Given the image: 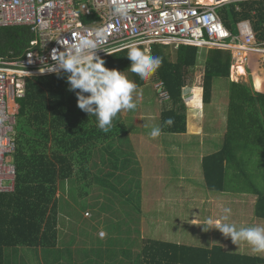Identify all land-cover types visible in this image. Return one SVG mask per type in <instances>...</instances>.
<instances>
[{"label": "trees", "instance_id": "obj_1", "mask_svg": "<svg viewBox=\"0 0 264 264\" xmlns=\"http://www.w3.org/2000/svg\"><path fill=\"white\" fill-rule=\"evenodd\" d=\"M216 13L233 35L238 34V23L249 21L256 43L264 49V0L222 3ZM33 39L34 34L27 27L0 28V57L8 56L9 52L16 57L23 55ZM169 48L152 45L150 51L151 55L162 58L155 80L162 83L168 96L162 102L169 103L160 113L161 133L187 132L184 89L191 88L196 94L193 106L197 107L200 90L203 103L210 104L214 81H228L226 133L219 151L202 160L205 187L212 193L229 195L232 184L250 185L248 193L257 199L255 216L264 221V89L230 80L231 68L233 76L245 73L243 67H232L230 51L208 50L203 64L198 65V48L179 46L174 60ZM259 58L264 67V56ZM102 59L104 67L122 72L138 87L146 84L130 71L126 49ZM67 75L61 72L59 76L28 79L24 97L17 99L16 150L12 157L16 167L15 190L0 193V264H12L16 254L24 251L22 248L34 249L43 264H60L59 261L62 264H264L263 257L230 252L220 245L204 248L130 238L133 232L139 234L130 221L133 213L139 215L141 169L133 154L120 150L122 144L127 150L132 147L128 130L118 113L114 127L107 133L101 131L97 118L77 106L75 93L69 91ZM168 118L174 121L171 126L164 124ZM103 167L109 171L103 172ZM80 181L84 183L78 186ZM65 182L70 183L80 201L88 200L87 190H92L95 184L123 202L120 212L114 210L113 201L105 196L106 202H99V195L92 203L97 213L88 225H93L92 229L101 226L107 231L104 242L111 250L95 247L92 241L99 237L93 240L88 229L79 231L83 248L71 250L77 243L75 234L66 243L60 241L61 200L57 194ZM104 213L112 218L101 219ZM136 247L137 251H133Z\"/></svg>", "mask_w": 264, "mask_h": 264}, {"label": "rangeland", "instance_id": "obj_2", "mask_svg": "<svg viewBox=\"0 0 264 264\" xmlns=\"http://www.w3.org/2000/svg\"><path fill=\"white\" fill-rule=\"evenodd\" d=\"M228 2L229 0L221 3ZM169 47V54L174 60L176 47ZM147 51H151V48L147 47ZM198 52L197 64L201 65L208 50L199 49ZM261 55L264 56V54ZM235 63L242 64L245 73L243 76H233L231 68V81L249 83L254 87L262 86L260 84L264 81L258 80L257 85L256 80L253 81L256 77L250 70V61L242 60L241 64L239 61ZM259 63L262 65V60ZM145 82L144 86L138 87L139 90H142L143 97L137 109L119 113L128 130L127 137L132 144L128 150L126 145L122 144L120 150L130 156L133 154L134 160L138 162L141 169L138 176L141 182L139 215L135 216L133 213L132 221H130V225L136 227L139 234L133 232L130 238L158 239L204 248L220 245L230 252L264 258V253H254L246 243L233 244L231 239L226 238L218 229L210 228L205 231L207 225H205V230L202 226L208 218H212L216 222H223L221 217L224 215L223 208L225 207L232 210L227 222L235 223L237 227L264 226V221L255 216L257 199L248 193L250 185L232 184L230 187L232 189L228 192L229 195L212 193L205 187L201 168L202 160L205 156L219 151L226 133L228 81L222 79L214 81L210 104H204L202 93H199L200 102L197 107L193 106L196 94L192 92L191 88L184 89L182 97L187 107V132L176 135L161 133L155 139L150 138L149 133L153 127L160 126V113L169 103L162 102L163 94L160 82L155 80V74ZM190 121H192V126H190ZM198 121L197 127L193 123ZM9 157H13V154ZM106 171H109V168L103 167V172ZM83 183L80 181L77 185ZM87 192L89 197L87 201H80L79 197L78 200L69 182H65L58 192L57 196L59 195L61 200L58 222L60 241L66 243L75 234L77 243L72 246L71 250L83 248V239L79 236V231L88 229V232L93 235V240L99 237L92 241L94 246L104 250L110 247L104 242V238L108 234L107 231L101 226L92 229L93 225H88L93 214L97 213L92 203L100 195L99 202H106L108 198L113 201L114 210L120 212L123 202H118L111 193L100 190L95 184L93 189H88ZM81 198L83 197L81 196ZM103 217L108 219L112 218V215L104 213L101 215V219ZM93 230L96 231L93 232ZM85 240L89 242V240ZM22 249L24 251L16 254L17 257L12 264H43L42 261H38L34 249ZM132 250L137 251V247ZM41 259L42 255H40ZM59 263L64 262L59 261Z\"/></svg>", "mask_w": 264, "mask_h": 264}, {"label": "built area", "instance_id": "obj_3", "mask_svg": "<svg viewBox=\"0 0 264 264\" xmlns=\"http://www.w3.org/2000/svg\"><path fill=\"white\" fill-rule=\"evenodd\" d=\"M121 4L128 8L126 15L116 12ZM220 4L218 0L213 5L202 0H0V28L27 27L34 34L23 55L9 52L0 57V193L15 190L16 167L9 156L16 150L17 99L25 95L26 80L56 74L40 71L44 64L55 66L53 49L62 51L71 41L102 30L103 39L97 41L101 49L96 50L101 58L123 51L120 46L133 40L141 41L145 51L152 45L230 51L233 63L264 54L249 21L237 24V35L223 25L216 13ZM160 89L162 99L168 100L161 82Z\"/></svg>", "mask_w": 264, "mask_h": 264}, {"label": "clouds", "instance_id": "obj_4", "mask_svg": "<svg viewBox=\"0 0 264 264\" xmlns=\"http://www.w3.org/2000/svg\"><path fill=\"white\" fill-rule=\"evenodd\" d=\"M116 12L126 15L128 8L121 4L117 6ZM102 39V30H96L91 37L81 36L71 41L62 51L53 49L51 60L55 66L44 64L40 71L55 72L58 76L61 71L67 73L69 91L75 93L77 106L88 115L95 116L97 127L107 133L114 127L113 120L118 113L137 109L143 92L122 72L104 67L105 61L96 52L101 49L97 41ZM140 45L141 41L133 40L123 43L120 50H127V58L131 61L130 71L141 80L147 81L161 67L162 58L151 55L150 51H145ZM173 123L172 118L164 121L167 126ZM149 135L152 139L159 137L161 127H153ZM231 212V208H223V222L208 218L202 224L203 229L205 230V225V231L210 228L218 229L226 238H230L233 244L244 242L254 253H264V226L237 227L235 223L227 222Z\"/></svg>", "mask_w": 264, "mask_h": 264}, {"label": "crops", "instance_id": "obj_5", "mask_svg": "<svg viewBox=\"0 0 264 264\" xmlns=\"http://www.w3.org/2000/svg\"><path fill=\"white\" fill-rule=\"evenodd\" d=\"M261 54H252L251 55V61H250V70L254 72V76L256 77L257 80H261V81H264V67L263 65H261L259 62L261 60ZM240 64H241V61H239ZM257 62V63H255ZM238 63V62H237ZM233 66H237V67H243L242 64L239 65V64H233ZM255 81V79L253 80ZM249 84V83H247ZM262 85L261 87L264 89V82H261ZM188 89V88H187ZM200 93H202V91L200 90ZM228 105V104H227ZM227 122V120H226ZM193 124H196L195 126L198 127L199 125V121L197 123H193ZM190 126H192V121H190ZM196 127V128H197ZM195 128V127H194ZM226 132V131H225Z\"/></svg>", "mask_w": 264, "mask_h": 264}, {"label": "bare ground", "instance_id": "obj_6", "mask_svg": "<svg viewBox=\"0 0 264 264\" xmlns=\"http://www.w3.org/2000/svg\"><path fill=\"white\" fill-rule=\"evenodd\" d=\"M216 0H202V2H204L207 5H212L215 3ZM219 2H224V1H228V0H218ZM240 61V60H238Z\"/></svg>", "mask_w": 264, "mask_h": 264}]
</instances>
